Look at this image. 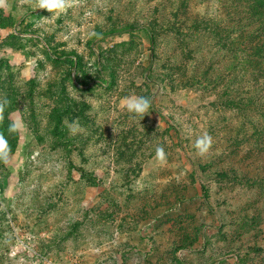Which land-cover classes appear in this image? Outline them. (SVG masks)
I'll list each match as a JSON object with an SVG mask.
<instances>
[{
  "label": "rangeland",
  "instance_id": "obj_1",
  "mask_svg": "<svg viewBox=\"0 0 264 264\" xmlns=\"http://www.w3.org/2000/svg\"><path fill=\"white\" fill-rule=\"evenodd\" d=\"M222 11L80 0L53 19L20 0L0 7V126L18 124L0 161V264H240L246 252L243 264H264V184H247L264 163L248 153L258 117L222 104L231 54L190 28ZM131 96L151 101L143 118Z\"/></svg>",
  "mask_w": 264,
  "mask_h": 264
},
{
  "label": "trees",
  "instance_id": "obj_2",
  "mask_svg": "<svg viewBox=\"0 0 264 264\" xmlns=\"http://www.w3.org/2000/svg\"><path fill=\"white\" fill-rule=\"evenodd\" d=\"M219 3L223 10L219 17L214 15L202 19L190 28L198 31L202 27H207L217 45L231 54L233 72L231 96L228 100L223 99L222 104L234 107L238 111L247 109L258 117L255 119L257 124L252 128L248 153L254 159L260 156L264 162V0H219ZM185 20L188 21L187 15ZM148 34L150 42L153 43V33L148 31ZM59 121L60 117H57L56 122ZM7 134H9L7 126H0V135L6 138ZM262 169L261 173L250 177L247 184L253 183V187L260 188L258 185L264 184V163ZM253 208L256 214H259V204H255ZM256 223L257 220L254 219V227ZM249 250L259 253L262 248L261 245L254 243ZM248 254L245 253L246 256ZM244 257L237 256L240 264L245 261Z\"/></svg>",
  "mask_w": 264,
  "mask_h": 264
},
{
  "label": "clouds",
  "instance_id": "obj_3",
  "mask_svg": "<svg viewBox=\"0 0 264 264\" xmlns=\"http://www.w3.org/2000/svg\"><path fill=\"white\" fill-rule=\"evenodd\" d=\"M6 3L7 0H0V7L5 6ZM20 3L21 5L27 4L30 7H34V10H46L47 12L53 14L52 18L55 19L61 14L66 13L69 8L78 6L80 4V0H20ZM44 18L48 19L49 17ZM123 103L130 113L141 116L142 118L149 113V108L151 107V101L143 96L126 97ZM8 104L9 101L6 98L0 101V121L3 120V113ZM64 123L67 125L69 132L72 135H76L77 133L84 131L78 120H73L71 123L65 120ZM17 128L18 124L13 122L9 126L8 130L9 132H15L17 131ZM212 144L213 138L209 134L204 133L196 139L194 147L196 148L198 155L203 156L208 153L212 147ZM10 151L11 149L7 139L3 135H0V161L6 162L8 160ZM155 158L160 163L166 162L167 154L163 147L158 146L156 148Z\"/></svg>",
  "mask_w": 264,
  "mask_h": 264
}]
</instances>
